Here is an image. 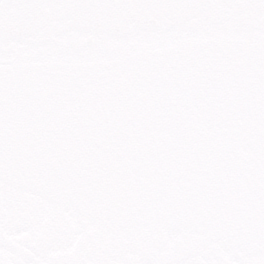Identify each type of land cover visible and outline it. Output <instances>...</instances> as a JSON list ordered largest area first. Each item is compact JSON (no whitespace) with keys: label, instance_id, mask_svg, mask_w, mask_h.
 Listing matches in <instances>:
<instances>
[{"label":"water","instance_id":"1","mask_svg":"<svg viewBox=\"0 0 264 264\" xmlns=\"http://www.w3.org/2000/svg\"><path fill=\"white\" fill-rule=\"evenodd\" d=\"M0 264H264V0H0Z\"/></svg>","mask_w":264,"mask_h":264}]
</instances>
